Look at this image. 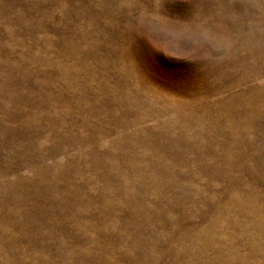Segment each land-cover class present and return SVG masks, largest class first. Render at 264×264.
<instances>
[{
    "label": "rangeland",
    "instance_id": "rangeland-1",
    "mask_svg": "<svg viewBox=\"0 0 264 264\" xmlns=\"http://www.w3.org/2000/svg\"><path fill=\"white\" fill-rule=\"evenodd\" d=\"M0 264H264V0H0Z\"/></svg>",
    "mask_w": 264,
    "mask_h": 264
}]
</instances>
